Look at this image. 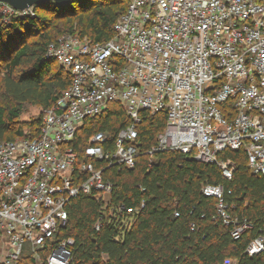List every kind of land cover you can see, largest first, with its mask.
Returning a JSON list of instances; mask_svg holds the SVG:
<instances>
[{
  "label": "built area",
  "instance_id": "2783aa9c",
  "mask_svg": "<svg viewBox=\"0 0 264 264\" xmlns=\"http://www.w3.org/2000/svg\"><path fill=\"white\" fill-rule=\"evenodd\" d=\"M126 2L110 39L92 43L68 33L49 44L70 82L44 110L39 136L0 142V264H18L25 250L35 264H70L74 238L59 230L80 194L93 196L110 215L139 211L108 206L113 185L102 172L134 167L142 111L166 115L157 144L146 151L149 164L154 153L177 150L217 164L230 179L235 164L218 153L243 149L250 172L264 176V0ZM0 13L33 12L0 2ZM111 102L120 103L129 122L112 145L107 132L97 131L76 151L72 142L84 121ZM201 191L217 199L214 218L231 227L233 239L251 229L230 213L222 185ZM262 251L264 234L246 247L249 255Z\"/></svg>",
  "mask_w": 264,
  "mask_h": 264
},
{
  "label": "trees",
  "instance_id": "16d2710c",
  "mask_svg": "<svg viewBox=\"0 0 264 264\" xmlns=\"http://www.w3.org/2000/svg\"><path fill=\"white\" fill-rule=\"evenodd\" d=\"M126 8V0H73L65 5L37 4L31 14L0 13V142L39 136L44 110L70 82L69 72L48 54L49 44L60 35L51 36L46 30L53 19L64 23L67 34L100 43L112 37L113 25ZM25 104L39 108L38 115L25 122L27 131L17 122ZM140 115L141 154L134 167H109L102 172L113 185L108 206L140 209L131 215H110L91 195L73 198L67 222L59 230L60 236L74 238L70 264H224L226 259L264 264V251L246 253L249 242L264 234V176L250 172L246 152L218 153L220 159L235 164L230 179L223 177L217 164L194 160L177 150L156 152L149 164L146 151L157 144L166 115L152 116L147 111ZM128 122L120 103L111 102L84 121L72 146L81 153L97 131L107 132L112 145L116 132ZM205 184L222 185L224 201L234 206L230 213L252 223L239 239H233L231 227L214 218L217 199L202 193ZM18 264H35L30 250L22 253Z\"/></svg>",
  "mask_w": 264,
  "mask_h": 264
},
{
  "label": "rangeland",
  "instance_id": "374dc122",
  "mask_svg": "<svg viewBox=\"0 0 264 264\" xmlns=\"http://www.w3.org/2000/svg\"><path fill=\"white\" fill-rule=\"evenodd\" d=\"M50 25L47 26L46 30H48V32L51 34V36H56L57 34H60L57 37V39H58L59 37L67 34L66 26L64 25V23L60 19L54 18L53 22ZM1 102H3L2 98H1L0 103ZM38 113H39L38 107H36L34 105H30V104H25L22 113L17 118V122H18L19 126L24 127V130L27 131L28 128L25 126V122H28L30 119L37 116ZM25 249H27V247H25Z\"/></svg>",
  "mask_w": 264,
  "mask_h": 264
},
{
  "label": "water",
  "instance_id": "95a60500",
  "mask_svg": "<svg viewBox=\"0 0 264 264\" xmlns=\"http://www.w3.org/2000/svg\"><path fill=\"white\" fill-rule=\"evenodd\" d=\"M53 2L57 5H65L73 0H0V2H4L9 4L11 7H13L16 10H25L28 9L34 5L41 4L44 2Z\"/></svg>",
  "mask_w": 264,
  "mask_h": 264
}]
</instances>
